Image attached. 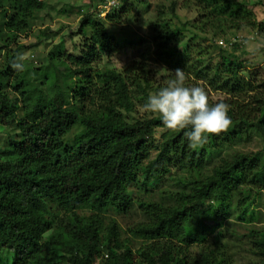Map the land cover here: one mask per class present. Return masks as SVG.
<instances>
[{
	"label": "trees",
	"instance_id": "obj_1",
	"mask_svg": "<svg viewBox=\"0 0 264 264\" xmlns=\"http://www.w3.org/2000/svg\"><path fill=\"white\" fill-rule=\"evenodd\" d=\"M200 1L193 24L167 17L176 15V1L158 10L152 54L167 74L157 84L148 55L122 72L99 65L120 45L110 24H122L132 6L105 17L95 10L99 2L81 8L83 52L54 45L39 69L17 72L12 61L45 0H0V129L8 131L0 143V264H264V225L257 224L264 150L201 174L211 149L253 133L264 143V79L243 65L239 45L220 48L217 62L209 46L181 48L189 31L224 35L252 23V0ZM177 68L186 84L225 94L218 101L230 109L228 130L198 150L188 148V129L168 130L159 114L139 113ZM173 168L190 174L189 190L176 191L172 204L143 197ZM138 212L145 219H127Z\"/></svg>",
	"mask_w": 264,
	"mask_h": 264
},
{
	"label": "rangeland",
	"instance_id": "obj_2",
	"mask_svg": "<svg viewBox=\"0 0 264 264\" xmlns=\"http://www.w3.org/2000/svg\"><path fill=\"white\" fill-rule=\"evenodd\" d=\"M173 1L177 2L176 15L168 11L167 17L173 18L177 23L189 22L191 24L199 19L201 13L200 0H115L114 3L116 2V5L110 8L105 7L98 0L94 3L92 0H45L43 9L36 13L33 27L28 33H24L21 38V43L24 44L23 53L29 57L24 63L29 68L39 69L41 65L48 61L52 47L61 43L64 45L65 54L78 56L85 47L84 37L76 34L82 16L81 8L87 11L91 9V3L96 4L99 2V5L95 6V10L96 12L101 11L102 16L105 17L108 11H121L122 7L128 4L133 9L131 15L126 16L122 24H110L114 36L120 41L118 50L110 55L103 56L99 65L116 68L122 72L134 61H140L143 56L148 55V68L156 75L155 81L157 84L164 83L162 77L167 74V69L152 54L154 50V30L152 25L158 12L164 10V7L170 6ZM108 6L111 5L108 4ZM251 8L255 16L252 23L249 20H244L241 28L229 30L224 35L221 32L215 34L212 31L211 33L196 30L189 31L188 37L181 48L185 49L189 42L199 43L203 47L209 46L215 62H217L220 48L232 50L234 46L239 45L238 54L242 52L240 55L243 65L250 69V73L255 74L257 79H264V4L258 3V0H252ZM126 35H131L135 41L132 44L130 42L125 43L123 39ZM221 39L235 42V45H232L231 48L224 47L218 42ZM2 60L3 58L1 59L0 57V64ZM246 73L249 74L248 72ZM208 94L210 100L215 102L226 96L221 91L210 90ZM143 104L142 102L141 106L139 105V113L144 112L141 110ZM7 132L0 129V143L5 139ZM164 137L162 132L157 134L156 143L158 146L163 144ZM259 150H264V143L257 133H253L250 137L248 135L239 137L234 142L211 149L201 174L203 176L210 175L213 173L214 167L225 158L232 160L240 154H251ZM144 170L145 164L138 169V172L142 173ZM172 171L171 176L167 177L163 183L151 187L150 193L146 194V192L141 191L143 197L146 198L147 196L149 198V194L154 193L156 199L172 204L174 203L173 197L176 195V191L185 188L189 190L192 187V184L189 187L186 185V181L191 179L189 173L177 175L175 168ZM184 175L186 176L181 179ZM260 210L262 211L263 219L257 224L264 225V205ZM142 218L145 219V216L143 217L142 212H138L135 215L133 214L132 218L127 219H131L132 222H139ZM127 221L129 220L124 222L121 220L125 226ZM239 229L245 231L243 227Z\"/></svg>",
	"mask_w": 264,
	"mask_h": 264
},
{
	"label": "clouds",
	"instance_id": "obj_3",
	"mask_svg": "<svg viewBox=\"0 0 264 264\" xmlns=\"http://www.w3.org/2000/svg\"><path fill=\"white\" fill-rule=\"evenodd\" d=\"M28 59L27 54L18 53L11 66L23 72ZM186 80L183 69L177 68L174 78L167 80L155 94L149 93L141 110L159 114L168 130L188 129L184 132L188 148L198 150L208 142L210 135L228 130L232 120L228 104L223 100L211 102L203 86L188 85Z\"/></svg>",
	"mask_w": 264,
	"mask_h": 264
},
{
	"label": "built area",
	"instance_id": "obj_4",
	"mask_svg": "<svg viewBox=\"0 0 264 264\" xmlns=\"http://www.w3.org/2000/svg\"><path fill=\"white\" fill-rule=\"evenodd\" d=\"M106 1V4H105V7H108V8H110V7H112V6H114V5H116L115 3H114V1L115 0H105ZM114 3V4H113ZM108 4L109 5H111V6H108ZM221 45H223L224 47H227V48H231L232 47V45H234V43L233 42H229V41H227V40H225V39H221L220 41H218Z\"/></svg>",
	"mask_w": 264,
	"mask_h": 264
}]
</instances>
